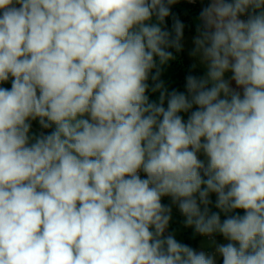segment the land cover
<instances>
[{
	"label": "clouds",
	"instance_id": "clouds-1",
	"mask_svg": "<svg viewBox=\"0 0 264 264\" xmlns=\"http://www.w3.org/2000/svg\"><path fill=\"white\" fill-rule=\"evenodd\" d=\"M177 2L0 0V264H216L165 236L171 205L264 264V0H207L186 93L160 78Z\"/></svg>",
	"mask_w": 264,
	"mask_h": 264
},
{
	"label": "trees",
	"instance_id": "trees-1",
	"mask_svg": "<svg viewBox=\"0 0 264 264\" xmlns=\"http://www.w3.org/2000/svg\"><path fill=\"white\" fill-rule=\"evenodd\" d=\"M207 0H204L202 4L200 0H195L193 3H189L188 0H178V2L171 6V15L166 18L165 24L162 26L165 30L172 31V25L174 22V18H178L184 25V38L190 34L193 29L196 28V21L198 20V9L200 6H206ZM18 6V5H17ZM174 34V33H173ZM183 41V40H182ZM173 52V56L175 59L170 60L166 65L162 66L161 79L165 82L166 87L169 91L176 90L179 92L186 93V77L188 75H194L197 77H201V72L196 67L187 60L185 57L183 50L180 52H176L175 49H168ZM157 64L159 65V60L157 58ZM155 70H153L154 74ZM151 78L149 79L150 89L152 86ZM3 87L10 88L11 87V78L10 80L2 85ZM149 89L148 93L149 99L151 101H158L159 92L153 93ZM166 106V103H165ZM184 117H187V114H182ZM53 128L42 129L40 127L41 133L50 134ZM142 178H146L145 174L142 172ZM243 213L242 210H240ZM200 235L196 233V237L193 241L189 240L188 237H185L184 243L189 244L190 247L194 249L197 240Z\"/></svg>",
	"mask_w": 264,
	"mask_h": 264
},
{
	"label": "rangeland",
	"instance_id": "rangeland-1",
	"mask_svg": "<svg viewBox=\"0 0 264 264\" xmlns=\"http://www.w3.org/2000/svg\"><path fill=\"white\" fill-rule=\"evenodd\" d=\"M153 22H155V19H153ZM198 20L196 21V27L198 24ZM187 119V117H185V120ZM31 123V132L30 135H39L41 134L40 131V125L38 120L36 121H30ZM200 158L202 160H206V157H204V155L201 153L200 154ZM210 199L212 200V204L209 205L210 210L212 212H218L219 209H217L215 207V201H216V196L215 194H211ZM162 203L165 205H171V198L170 197H164L162 198ZM172 206V219L169 223V227L165 232V236L171 234L174 235L175 238L183 243L184 240H186L185 237H188L189 240L193 241L196 237V232L194 227H189L186 226L184 223L185 217L182 215V213L179 211L178 206L176 205H171ZM238 212V214L243 215L244 213H241L240 210H236ZM236 214L234 213H229V215H233ZM226 218L224 213H221V220L223 221ZM213 241H215V244H213ZM229 243L228 240H226L222 235L220 234H214L211 237H206V236H201L199 237V239L197 240L194 249L196 251H204L206 254L209 255H215L216 258V264H222V257L215 252V247L217 244H226ZM188 246H190L189 244H186Z\"/></svg>",
	"mask_w": 264,
	"mask_h": 264
},
{
	"label": "crops",
	"instance_id": "crops-1",
	"mask_svg": "<svg viewBox=\"0 0 264 264\" xmlns=\"http://www.w3.org/2000/svg\"><path fill=\"white\" fill-rule=\"evenodd\" d=\"M196 35V28L193 29V31L188 34L182 41V44H183V53L185 55V57L187 58V60L192 64V65H195V67L197 69H199V71L201 72V76H204L206 74V71H207V68L205 65H203L199 58L198 57H192L190 55V52L192 51L193 47H194V44H193V37ZM231 76V73H226L225 74V78L228 79L230 78ZM233 86L234 85V82H232Z\"/></svg>",
	"mask_w": 264,
	"mask_h": 264
},
{
	"label": "water",
	"instance_id": "water-1",
	"mask_svg": "<svg viewBox=\"0 0 264 264\" xmlns=\"http://www.w3.org/2000/svg\"><path fill=\"white\" fill-rule=\"evenodd\" d=\"M202 7L203 6H200L199 9H198V17H199V13H200Z\"/></svg>",
	"mask_w": 264,
	"mask_h": 264
},
{
	"label": "built area",
	"instance_id": "built-area-1",
	"mask_svg": "<svg viewBox=\"0 0 264 264\" xmlns=\"http://www.w3.org/2000/svg\"><path fill=\"white\" fill-rule=\"evenodd\" d=\"M242 18L246 19V17H242ZM139 174L142 175V172H140Z\"/></svg>",
	"mask_w": 264,
	"mask_h": 264
}]
</instances>
